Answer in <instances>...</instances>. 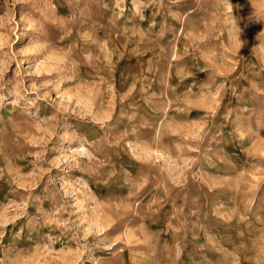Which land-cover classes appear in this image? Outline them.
Returning <instances> with one entry per match:
<instances>
[{"label":"rangeland","instance_id":"1","mask_svg":"<svg viewBox=\"0 0 264 264\" xmlns=\"http://www.w3.org/2000/svg\"><path fill=\"white\" fill-rule=\"evenodd\" d=\"M203 1L0 0V264H264V0Z\"/></svg>","mask_w":264,"mask_h":264},{"label":"crops","instance_id":"2","mask_svg":"<svg viewBox=\"0 0 264 264\" xmlns=\"http://www.w3.org/2000/svg\"><path fill=\"white\" fill-rule=\"evenodd\" d=\"M80 1L85 2L87 5L84 9L80 11V14L81 12L82 13L85 12L86 15L89 16L90 20L93 22L99 20L100 12L97 11H98V7L100 6H108L106 7L107 9L104 7L105 8L104 11L108 14L109 13L113 14L114 12H117L116 10L117 4H127V3L132 4V6L122 7L123 15L125 14V11L129 10L128 15L132 13L133 15L142 14L144 16L145 12L147 11L146 0H80ZM219 1L221 0H209V2H207V0H204L202 4L203 6L208 4L214 5L216 2ZM137 6L140 8V12L136 11ZM197 7H198L197 5L191 6L188 13L190 14L194 13ZM143 16L142 18L145 20V17ZM124 30L127 31V29ZM212 68L214 69L212 65L211 66L209 65L208 67L203 69V71L206 73V77L209 78L211 76V73L214 74V70L211 71ZM137 160L140 162V164L134 168V173H135L134 175L136 176V179H138V182L135 184V190L137 189V195L139 194V197L138 199H134L130 195H128V197H130V200L133 201L132 207L136 206V208L140 207L141 210H147L148 208L150 209V203L141 200L142 196L140 195L146 192L145 185L147 181H158L159 184L163 181L165 173L163 170H160V168H164V167L162 161H154L148 163L141 159H137ZM131 195H136V193H133L132 191ZM155 236H156L155 232H153L150 235L147 234L142 238H140V241H136L132 243V245H130L129 248L134 250V253H138L141 257L150 259L154 256V254H156L160 250V246H161L160 241H158V239H156Z\"/></svg>","mask_w":264,"mask_h":264}]
</instances>
